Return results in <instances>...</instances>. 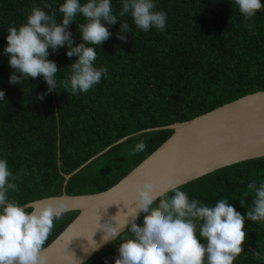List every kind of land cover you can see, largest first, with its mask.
<instances>
[{
  "label": "trees",
  "instance_id": "obj_1",
  "mask_svg": "<svg viewBox=\"0 0 264 264\" xmlns=\"http://www.w3.org/2000/svg\"><path fill=\"white\" fill-rule=\"evenodd\" d=\"M62 0H0V157L8 160L14 173H22L9 198L25 205L61 194L62 174H69L92 156L71 176L68 195L104 191L127 175L158 148L172 130L161 129L184 122L233 101L264 90V9L249 21L230 0H157V8L167 13L166 29L143 32L130 17H121L131 28L122 41L116 33L119 21L109 26L112 35L96 46V66H106L108 75L86 93L72 94L63 89L66 67L75 57L65 55L66 47L49 50L55 61L57 90L43 100L37 94L46 89L39 76L20 85L9 84L11 68L3 54L7 29L20 25L33 6L53 12ZM50 8H44V4ZM264 5V0H261ZM116 13L119 0H112ZM57 21L61 13L55 12ZM77 23L83 17L77 15ZM69 24L73 42H80L77 23ZM146 148L133 154L135 143ZM59 141V166L57 142ZM264 180V156L234 163L189 181L179 188L189 198L207 205L227 199L241 214L252 203L245 196L247 184ZM171 194V192H167ZM240 200L244 201V206ZM160 203L159 200L155 205ZM31 210V208H26ZM77 211L66 212L54 220L44 245L49 244L75 218ZM143 223V215L137 218ZM243 252L233 264H264L255 255L264 254V222L245 221ZM123 232L121 236H126ZM119 240L109 242L82 264H113Z\"/></svg>",
  "mask_w": 264,
  "mask_h": 264
},
{
  "label": "clouds",
  "instance_id": "obj_2",
  "mask_svg": "<svg viewBox=\"0 0 264 264\" xmlns=\"http://www.w3.org/2000/svg\"><path fill=\"white\" fill-rule=\"evenodd\" d=\"M116 13L112 0H62L53 12L33 6L20 25H10L5 37L3 54L11 68L9 84L20 85L29 77L38 76L46 89L37 94L43 100L57 90L56 73L60 68L49 59L50 51L66 47L65 55L75 57L69 65L68 76L62 81L63 89L72 94L86 93L108 75L106 66H96V46L106 41L112 33L109 26L119 21L116 36L124 41L131 28L121 17H130L132 24L143 32L166 29L167 13L157 8V0H119ZM239 13L249 21L264 9L261 0H230ZM47 3L44 8H50ZM55 12L61 13L59 21ZM83 17L77 23L76 17ZM77 23L80 42H73L69 24ZM5 92L0 89V101ZM144 141L135 143L131 152H142ZM22 173L14 174L6 158L0 157V264H47L42 253L43 245L52 231L54 220L60 219L69 206L62 194L45 200L31 210L9 198L17 188L16 180ZM131 200L124 205L127 211L117 210L115 215L100 223L101 244L119 240L118 255L113 264H233L243 252L246 239L245 221L264 222V180L247 184L245 196L251 194L252 203L241 214L227 199H218L213 205L189 198L179 187L165 190L151 181L144 180L133 188ZM170 191L171 194H167ZM160 203L156 206L155 202ZM242 206L244 201L240 200ZM143 215V223L137 217ZM127 232L126 236L121 233ZM85 252H89L87 247ZM255 255L264 259V254ZM105 264L108 261L105 260Z\"/></svg>",
  "mask_w": 264,
  "mask_h": 264
},
{
  "label": "water",
  "instance_id": "obj_3",
  "mask_svg": "<svg viewBox=\"0 0 264 264\" xmlns=\"http://www.w3.org/2000/svg\"><path fill=\"white\" fill-rule=\"evenodd\" d=\"M161 129L172 130V134L127 175L104 191L68 195L64 189L68 179L86 163L126 137L92 156L69 174H62L61 194L69 211H77L78 214L56 238L42 248L47 264H82L104 248L108 243L91 250L95 246L91 240L92 234V239L97 243H100L102 235L99 229L93 233L97 228L98 214L101 217L99 222L103 223L107 217L115 215L118 209L127 211L124 205L131 200L134 186L141 181L148 180L170 190L222 167L263 157L264 90L241 96L184 122L144 131ZM58 147L59 141V166ZM53 197L35 200L24 206L32 209ZM85 247L89 252L84 251Z\"/></svg>",
  "mask_w": 264,
  "mask_h": 264
}]
</instances>
